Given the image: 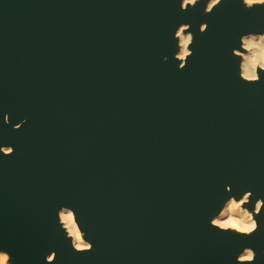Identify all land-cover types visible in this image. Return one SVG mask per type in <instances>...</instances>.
Wrapping results in <instances>:
<instances>
[{
	"label": "water",
	"instance_id": "obj_1",
	"mask_svg": "<svg viewBox=\"0 0 264 264\" xmlns=\"http://www.w3.org/2000/svg\"><path fill=\"white\" fill-rule=\"evenodd\" d=\"M181 3L0 0V250L17 264H235L245 247L264 264V206L248 237L209 223L230 196L264 200V72L243 82L232 54L264 6ZM61 206L93 250L72 249Z\"/></svg>",
	"mask_w": 264,
	"mask_h": 264
},
{
	"label": "clouds",
	"instance_id": "obj_2",
	"mask_svg": "<svg viewBox=\"0 0 264 264\" xmlns=\"http://www.w3.org/2000/svg\"><path fill=\"white\" fill-rule=\"evenodd\" d=\"M203 0H182L181 10H187L189 6L195 7ZM225 0H206L204 14L213 12L217 6ZM246 10H252L257 6H264V0H240ZM191 25L181 24L175 31L173 39L177 41V51L174 59L179 62V69H184L188 58L193 55L190 45L194 42V34L190 31ZM207 24H201L199 31L204 33ZM233 56L239 60V77L243 82L258 83L261 79L260 73L264 72V31L246 32L240 36L239 48H234ZM165 61L167 57H164ZM14 125V130L20 129L23 123ZM4 123H10L8 114L4 115ZM0 154L9 156L14 154L12 146H0ZM231 191L230 188H228ZM252 193L246 192L242 198L237 200L230 196L224 201L218 213L214 215L209 223L216 230L234 235L251 236L258 230V222L254 218L261 213L264 200L258 199L252 210L245 205L250 203ZM60 229L65 233V239L70 240L71 247L76 253H84L93 250V243L86 239L87 233L82 231L78 224L75 211L67 206H61L57 212ZM264 257V252L259 254ZM257 253L254 249L245 247L236 257L235 264H255ZM56 253L52 252L44 257V264H54ZM17 264L8 251L0 250V264Z\"/></svg>",
	"mask_w": 264,
	"mask_h": 264
},
{
	"label": "bare ground",
	"instance_id": "obj_3",
	"mask_svg": "<svg viewBox=\"0 0 264 264\" xmlns=\"http://www.w3.org/2000/svg\"><path fill=\"white\" fill-rule=\"evenodd\" d=\"M255 218V217H254Z\"/></svg>",
	"mask_w": 264,
	"mask_h": 264
},
{
	"label": "rangeland",
	"instance_id": "obj_4",
	"mask_svg": "<svg viewBox=\"0 0 264 264\" xmlns=\"http://www.w3.org/2000/svg\"><path fill=\"white\" fill-rule=\"evenodd\" d=\"M10 264V263H9Z\"/></svg>",
	"mask_w": 264,
	"mask_h": 264
}]
</instances>
